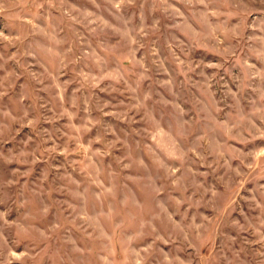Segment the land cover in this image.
I'll return each instance as SVG.
<instances>
[{"label":"rangeland","instance_id":"374dc122","mask_svg":"<svg viewBox=\"0 0 264 264\" xmlns=\"http://www.w3.org/2000/svg\"><path fill=\"white\" fill-rule=\"evenodd\" d=\"M0 264H264V23L0 0Z\"/></svg>","mask_w":264,"mask_h":264},{"label":"crops","instance_id":"0c3cea01","mask_svg":"<svg viewBox=\"0 0 264 264\" xmlns=\"http://www.w3.org/2000/svg\"><path fill=\"white\" fill-rule=\"evenodd\" d=\"M210 1V0H209ZM223 1V0H221ZM230 6L242 9V14H249L254 17V21L264 23V0H224ZM250 9V11H247ZM249 12V13H248Z\"/></svg>","mask_w":264,"mask_h":264}]
</instances>
